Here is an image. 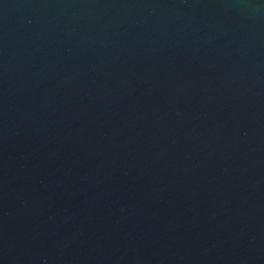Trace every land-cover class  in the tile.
<instances>
[{
  "label": "water",
  "instance_id": "1",
  "mask_svg": "<svg viewBox=\"0 0 264 264\" xmlns=\"http://www.w3.org/2000/svg\"><path fill=\"white\" fill-rule=\"evenodd\" d=\"M0 264H264V0H0Z\"/></svg>",
  "mask_w": 264,
  "mask_h": 264
}]
</instances>
